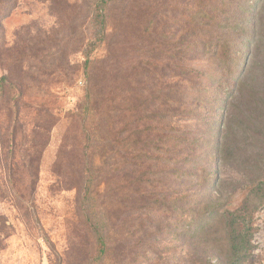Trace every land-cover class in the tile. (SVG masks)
<instances>
[{
	"label": "rangeland",
	"instance_id": "obj_1",
	"mask_svg": "<svg viewBox=\"0 0 264 264\" xmlns=\"http://www.w3.org/2000/svg\"><path fill=\"white\" fill-rule=\"evenodd\" d=\"M98 1L0 0V264H141L112 245L102 253L89 224L109 212L117 233L131 200L158 202L159 253L149 264H186L173 227L184 218L171 204L197 194L198 176L219 173L230 211L250 199L259 206L244 220L253 226L249 263L264 264V165L250 175L244 165L264 158V0H115L103 43L92 27ZM252 1L238 16V5L249 10ZM250 14L242 54L233 44L224 66L213 37L229 36ZM242 68L227 105L219 86L228 81L229 94ZM111 112L119 155L105 126ZM172 182L180 194L170 193ZM228 216L226 227L236 214Z\"/></svg>",
	"mask_w": 264,
	"mask_h": 264
},
{
	"label": "trees",
	"instance_id": "obj_2",
	"mask_svg": "<svg viewBox=\"0 0 264 264\" xmlns=\"http://www.w3.org/2000/svg\"><path fill=\"white\" fill-rule=\"evenodd\" d=\"M113 1L115 0H101L96 3L94 11L95 15L92 19L94 21L92 27L98 37L97 39L99 43H103L106 39V10ZM212 1L214 2V0ZM255 4L256 1L249 2V10H245L242 6L238 5L237 15L240 16L245 11L249 13V11L255 7ZM257 7H260V3H258ZM187 9L188 8L186 7V14L190 13V16L192 17L193 15H198L201 19L212 17L208 16L207 13L200 12V10L198 12V10L194 9L188 12ZM205 11L208 12V10ZM253 19L254 15L251 14L248 18L241 17L238 23L233 26L232 33L229 36H224L221 39L218 38L219 35L213 37L215 40L212 42H215V46L214 43H212L211 46L217 48V51H215L216 61L222 57V64L226 66L225 59L227 60V56L232 52L233 44L236 45L235 51L237 55L242 54L241 46L244 45L243 41L246 40V37L251 33V29H249L248 26L250 27L249 23ZM196 24L200 25L201 22H196ZM222 26L225 27L224 25ZM219 27L220 25L218 28ZM190 31L191 32H187L190 37L197 34L196 29ZM181 38L186 40V34H181ZM238 38V43H234ZM254 40L255 38L253 39V43ZM188 43L189 39L187 40L186 45ZM243 72L244 68L239 71V75L236 79V86L229 94H226L228 81L219 86L223 95L221 100L223 103L228 105L229 101L236 97L238 86L241 84ZM188 73H190V70H186V74ZM117 106L118 105L114 106V109L118 111L119 107ZM110 115V120H107L105 126L112 132V149L115 150L116 155H119V150L117 149L118 147L121 148L123 145V142L120 139L121 132L116 130V125L118 124L119 119L113 115L112 112ZM221 149L222 141L218 140L211 153V156H214L217 162L219 161ZM255 164L259 166L264 165V158L259 159L258 157L252 159L248 156L244 162V165L246 166L245 172L250 175L251 168H253ZM172 174V176L182 181L181 186L188 181V177L184 172H177L175 170L172 171ZM138 180L139 185L142 181L143 183L146 181L139 178ZM196 181L198 185L197 194L190 196L186 193V196L182 199L174 200V203L171 204L170 210L171 213L178 211L180 213L179 215L184 218L183 221L178 223L177 227L176 225L173 227L177 231L176 234L180 235L185 240L186 264H250L249 258L251 257L253 250L252 237L254 236H252L251 227L253 226H250L244 219H250L253 217L254 213L258 210V204H251L250 199L245 206H242L235 212L236 218L234 219V222L226 227V225H222L225 216L229 215L235 217V214L227 208L229 206L228 203L225 204L222 201L223 196L219 192L220 187L224 183L222 176L220 173L217 177H213V174H208L205 176H198ZM150 182L154 184L156 180H150ZM181 186L172 182L168 187V190L174 195L180 194L178 189L181 188ZM125 188L128 189L127 193L131 189L128 186ZM139 189L140 187H137L136 190L138 191ZM188 189H192V187L190 186ZM186 191L189 192V190ZM257 196L261 202L264 201V185L261 186V190L257 191ZM180 202L183 204L185 203L186 205H179ZM154 203L155 204L149 200L140 203L139 201H128L125 206V210L127 211L126 214H128L126 216L128 217H125V220L120 229L117 230V233L112 232L114 230L110 228L109 224V222L114 220V217H112L109 212L97 213L95 217L89 221V224L90 230L92 231L102 253L107 252L109 249L113 250L114 247L117 248L116 250L122 248L120 251H123V253L120 254V257L126 256L133 258L135 259V262L140 258L142 259L141 264H149L154 261L156 257L158 258L159 252L153 240V229H156L158 225L161 227L160 229H162V225L153 222L154 213L151 208L152 206H158L157 201H154ZM245 214L246 216H244ZM151 217L152 220L150 219ZM144 219L146 222H144ZM239 229L245 231L240 232L238 231ZM111 245L114 247H110Z\"/></svg>",
	"mask_w": 264,
	"mask_h": 264
}]
</instances>
